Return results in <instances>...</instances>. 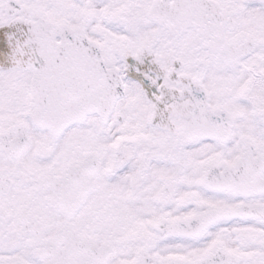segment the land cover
Returning <instances> with one entry per match:
<instances>
[{"label": "snow or ice", "instance_id": "obj_1", "mask_svg": "<svg viewBox=\"0 0 264 264\" xmlns=\"http://www.w3.org/2000/svg\"><path fill=\"white\" fill-rule=\"evenodd\" d=\"M0 264H264V0H0Z\"/></svg>", "mask_w": 264, "mask_h": 264}]
</instances>
